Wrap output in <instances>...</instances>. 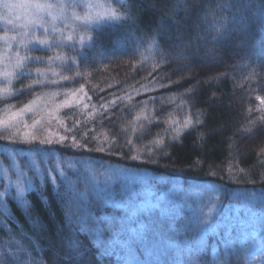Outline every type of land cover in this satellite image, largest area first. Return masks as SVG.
I'll return each instance as SVG.
<instances>
[{
	"label": "trees",
	"instance_id": "16d2710c",
	"mask_svg": "<svg viewBox=\"0 0 264 264\" xmlns=\"http://www.w3.org/2000/svg\"><path fill=\"white\" fill-rule=\"evenodd\" d=\"M100 1L107 8L124 11L122 0ZM245 2L247 0H200L206 6L205 9L185 17L183 11L173 15L174 0H131V3L123 0V5L130 7L136 14L134 24L107 20L86 28L83 33L72 34L71 40L56 32H39L38 37H49L50 47L38 44L27 46L21 52L22 57L40 56L46 60L48 56H52L53 62L49 65L35 60L25 61V71L17 73L10 89L13 95L0 94V118L35 98V94L41 89L28 91V86L35 79L48 83L57 81L55 85L42 89L59 93L55 97L57 102L70 99L72 93L83 97V93L78 92L83 86L88 98L83 99L82 103L74 101L68 108L61 109L58 114L64 121V126L62 128L53 122L52 130L69 135V139L72 135H83L84 132L103 138L111 136L113 132L127 130V137H120V144L112 153H91L92 159L97 162L96 166L99 167V162L113 167L139 166L155 177H164L170 186L178 184L186 189L189 200L180 205L183 217L180 223H191L195 229L194 214H198L200 206L217 195L212 190L213 185L227 189L230 193L264 190V122L259 121L264 112L258 111L259 100L256 99L257 96H264V29L258 25L253 28L246 48L235 46V41L243 37L233 33V44L218 52L220 60L217 62L172 59L171 68L184 64L189 67L182 73H174L164 90L160 89L159 83L147 90L144 86L157 80L155 75L150 76V72L157 61L164 63L160 51L165 49L171 55L185 51L179 47H170L171 44L179 43L178 33L182 34L185 42L200 45L202 57L205 45L211 47L210 40L215 35V28L220 24L225 27L231 25L233 16L242 14L240 7ZM216 3H234V8L221 12L211 7ZM77 10L80 11V7ZM153 36L159 47L152 45ZM57 55L64 59H55ZM36 68L48 75L38 77ZM157 68L161 72L171 73V68H161L160 65ZM50 70H55L58 75L51 76ZM253 72L255 75H252ZM62 76L69 79L64 80ZM4 85L5 82H0V88ZM168 88L172 91L169 92ZM128 94H131V100L128 99ZM168 96L174 99L182 97L186 106L178 108L175 104L162 103ZM116 97H124V102L114 109L118 113L115 119L122 123L110 124L105 121L104 127H100L98 122L93 123L96 117L89 115V109L95 105L98 113L100 104ZM138 101L142 107L124 110L127 105H135ZM85 103L89 105V109L84 108ZM137 116L140 117L139 120ZM145 116L148 117L147 120L144 119ZM187 117L192 118V124L183 129L174 140L176 133L172 121H179L182 125ZM249 117L256 123H249ZM24 118L30 121L32 115L26 114ZM137 135L146 137L136 143L137 147L143 148L146 144L151 146L152 140L163 141L168 147L164 154L142 157L144 162L128 160L127 155L123 154L127 152L124 139L135 140ZM4 143L0 141V146ZM59 151L64 153L62 158L65 161L75 158V150L61 148ZM3 160L0 155V162ZM103 170L101 167L100 171ZM11 178L15 180L14 176ZM80 187L82 189L83 185ZM25 195L34 206L31 218L25 216L18 201L13 203L5 198L9 206L7 216L0 211V243L8 240V234L14 233L15 240L22 246L27 247L28 240L38 243L39 247L34 254L37 260H43L44 264H58L56 250L59 247L61 229L66 230L67 225L64 208L51 198L48 204H41L35 192H26ZM118 211L109 207L107 212L102 213L107 218L106 225L113 218L120 219L123 213L117 216ZM159 219L158 213L154 212L145 222L159 223ZM4 221L7 222L6 226ZM88 239L91 240V237ZM91 242L98 243L94 240ZM205 246V259L214 264L224 252L223 242L219 236L210 235L205 238ZM162 259L171 264L173 256L170 254ZM111 261L118 264L119 258L112 257Z\"/></svg>",
	"mask_w": 264,
	"mask_h": 264
},
{
	"label": "snow or ice",
	"instance_id": "6c2138e0",
	"mask_svg": "<svg viewBox=\"0 0 264 264\" xmlns=\"http://www.w3.org/2000/svg\"><path fill=\"white\" fill-rule=\"evenodd\" d=\"M92 7L93 5H88L89 9ZM122 7L124 11L109 7L103 14L96 12L93 15L89 11L82 17L73 11L72 16L83 20L84 24L97 23L103 19L134 24L136 14L130 7L123 5V0ZM205 7L200 0H174L173 15L183 11L185 17H189L198 14ZM211 7L221 12L230 11L234 8V3H216ZM68 8L67 4H53L49 0H29L27 3L24 0H0V22L10 25L13 29H20L19 35L23 38L18 39L17 36L5 33L2 39L6 44L16 41L25 48L33 41L50 47L49 37H37L33 30L41 28L48 33L50 26L51 31L56 32L55 22L67 18ZM240 13L242 14L233 16L231 25L225 27L220 24L215 28V35H212L210 40L211 47L205 45L206 50L202 57L200 45L185 42L182 34L178 33L179 43L171 44L170 47H179L185 51L175 55L165 49L160 51L164 63L157 61L152 66L150 76L155 75L157 80L145 85V90L154 88L156 83L164 90L174 73H182L189 67L184 64L171 68L172 59L219 61L218 52L233 44V33L243 37L235 41V46L248 47L253 28L258 25L264 29V0H247L241 5ZM157 35L164 38L159 33ZM68 39L71 40L72 37L69 36ZM152 45L159 47L155 36L152 37ZM53 59L52 56H48L46 60L40 56L22 57L17 52L13 64L9 55V65L0 71V77L5 81L4 87L0 88V94L13 95L10 89L17 73L25 71V61L35 60L40 64L50 65ZM55 59L64 58L57 55ZM157 65L161 68H171V73L161 72ZM139 70L138 68L137 71ZM36 74L38 77L48 75L41 72L40 68H36ZM50 74L53 77L58 75L55 70H50ZM62 79L68 80L69 77L62 76ZM56 83L55 80L50 83L42 79L33 80L28 86V91L41 89L35 94V98L0 118V141L5 142L0 146V155L4 158L3 162H0V211H3L5 216L8 215L9 205L5 202L7 198L13 203L18 201L25 216L31 218L34 206L26 197V192H35L41 204H48L50 198L53 202L61 203L67 225L66 230L61 229L59 237V247L56 250L58 264H101V261H104V264H114L112 257L119 258L118 264H168V261L162 258L170 254L173 256L171 264H210L205 259V238L210 235L219 236L224 246L221 258L216 259L214 264H264V190L230 193L227 189L213 185L212 190L217 195L207 204L200 206L198 214H194L195 229L191 223L181 224L183 217L180 205L189 200L186 189L178 184L170 186L164 177H155L139 166L113 167L110 164L105 166L103 162H99V167L96 166L97 162L92 159L91 153H112L120 144V137H127V130L113 132L111 136L103 138L84 132L83 135H72L70 139L69 135L58 134L52 130L53 122L62 128L64 126V121L58 114L61 109L68 108L74 101L82 103L83 99L88 98L84 87L81 86L78 92L83 93V97L72 93L70 99L57 102L55 97L59 93L42 91ZM168 91L171 92L172 89L168 88ZM128 99L131 100V94H128ZM256 99L264 105V96H257ZM123 102L124 97L108 100L99 105L98 113L95 111V105L91 109L86 103L83 106L89 109L90 116L96 117L93 123L98 122L100 127H104L105 121L110 124L122 123L121 120L115 119L118 113L114 109ZM162 103L175 104L178 108L186 106L182 97L174 99L168 96ZM133 107L139 108L142 104L138 101L135 105H127L124 110L130 111ZM258 111L264 112V108ZM26 114L32 115L30 121L24 118ZM139 119L137 116V120ZM144 119L147 120L148 117L145 116ZM259 121L264 122V115L259 117ZM249 123L255 124L256 121L249 117ZM191 124V117L185 118L182 125L179 121H172L176 133L173 139ZM145 138L144 135H137L135 140L124 139L127 152L123 154L127 155L128 160L144 162L142 157L164 154L168 144L160 140H152L151 146L146 144L143 148L137 147L136 143ZM61 148L75 150V158L65 161L62 158L64 153L59 151ZM53 164L55 166H49ZM101 167L104 169L102 172ZM13 176L15 180L11 178ZM109 207L119 210L117 216H120L121 212L123 215L119 220L113 218L112 222L106 225L107 218L102 213L107 212ZM154 212L158 213L159 223H146ZM4 223L6 226L7 222ZM93 240L98 243L93 244ZM38 247V243L32 240H28L27 247L22 246L15 240L14 233H10L8 240L0 243V264H44L43 260H37L34 255ZM169 249L173 251L170 252ZM249 255L251 259H248Z\"/></svg>",
	"mask_w": 264,
	"mask_h": 264
},
{
	"label": "rangeland",
	"instance_id": "374dc122",
	"mask_svg": "<svg viewBox=\"0 0 264 264\" xmlns=\"http://www.w3.org/2000/svg\"><path fill=\"white\" fill-rule=\"evenodd\" d=\"M24 2L27 3L29 2V0H24ZM49 2L53 4L64 3L69 5L67 18H61L55 22L57 28L56 33L63 34L66 38H68L72 34L83 33L86 28L98 25L108 20L103 19L97 23L84 24L83 20H77L75 19V17L72 16L73 11L81 17L89 11H91L93 15H95L96 12H100L101 14L105 13L108 8L100 0H49ZM72 5H75V7H72ZM88 5H93V7L89 9ZM78 7H80L81 9L80 11L77 10ZM33 32L35 36H37L39 32L45 33L44 30L41 28L34 29ZM49 32H52L50 26ZM5 33H7V35L9 36H17L18 39H23L19 35L20 29H13L10 25H5L4 23L0 22V71H3L9 65V55H11L12 63L14 64L16 53L19 52L20 56H22L21 52L25 48L16 41H12L10 44H6L4 39H2ZM44 36L45 35L39 37L43 38ZM37 44L38 43H35L33 41L32 43L28 44V46ZM38 45L42 46L40 44ZM0 82H5L2 77H0ZM258 105L259 109L264 108V105H261L260 102L258 103ZM257 255H259V253H257ZM248 259H251V255L248 256Z\"/></svg>",
	"mask_w": 264,
	"mask_h": 264
}]
</instances>
